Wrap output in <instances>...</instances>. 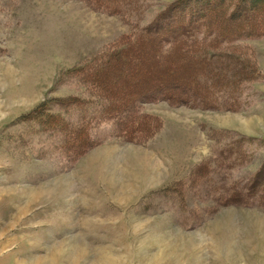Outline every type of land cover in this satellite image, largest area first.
Listing matches in <instances>:
<instances>
[{
	"label": "rangeland",
	"instance_id": "obj_1",
	"mask_svg": "<svg viewBox=\"0 0 264 264\" xmlns=\"http://www.w3.org/2000/svg\"><path fill=\"white\" fill-rule=\"evenodd\" d=\"M193 4L0 0V264H264V35L225 41L264 7L209 4L192 43L132 34ZM223 51L243 69L209 84Z\"/></svg>",
	"mask_w": 264,
	"mask_h": 264
},
{
	"label": "trees",
	"instance_id": "obj_2",
	"mask_svg": "<svg viewBox=\"0 0 264 264\" xmlns=\"http://www.w3.org/2000/svg\"><path fill=\"white\" fill-rule=\"evenodd\" d=\"M192 1L194 4L192 7H191V5L189 7L190 11L192 10V13H190V15L188 13H185L184 15H179V10H182V9H180V7H181L180 6L178 8L173 9L168 14H166L163 17V19L160 20L161 23L156 22L154 24V26L149 29V31H147L145 28H143L140 31L136 30V32H134L132 34L135 37L142 36L145 39H148V38L149 39L150 38L151 39H157V38L162 36L161 35L162 34V32H161L162 23L165 22V20L169 19L168 22H170V24L176 25L175 27L170 29V37H171L170 42L173 41L176 43H178V42L192 43L199 36V33L202 31V29H204V30L209 29L208 21L202 20V18H204L203 17V11L206 9V7L209 4H211V5L216 4L218 6H223V7H226L227 5L230 6V4H231L233 10L231 12L227 13L228 15H226L228 22L232 21V19H237V18L239 20L243 19L246 21V20H248V17H250V16H248V14H250L251 12L252 13L253 12H255V13L261 12L263 7H264V0H237L235 3L234 2L230 3V1H228V0H213V1L212 0H192ZM212 18L214 19V17H212ZM230 18H231V20H230ZM179 23H182V24L179 25ZM248 27L249 28H246L245 30L235 31L233 34H226V36H225L226 40L225 41L237 39L241 35V33H245L246 37L247 36L248 37H258V36L264 35V26H256L254 24H249ZM212 30L214 31L215 29H212ZM163 40L165 41L166 39L159 38V42H161ZM190 40H192V42H189ZM112 54L113 53H111V52L107 53V57L105 55L103 57V59H101V60H103V62H102L103 67H102L101 71L98 72V74L101 75L104 72H108L109 70L112 71V75H113V73H115V74L120 73L119 72L120 69L117 68V66H116L118 64V63H116L117 61L114 64L111 61V59H113ZM235 57L236 56L234 54L229 53L228 51H223V52H219V53L212 55V58L210 60H208V64L206 66L207 67L206 72L208 73L206 75V79L208 82H210L209 84L216 83L219 80L221 73L227 71V69L229 67H232V66L233 67L234 66L240 67L241 66L240 70L243 69L242 68L243 60L236 59ZM118 62H119V60H118ZM213 73H215V74L212 75ZM177 81H178L177 85H180L179 86L180 88L183 87L184 91L189 92V96H190V98L192 97L193 101H195V100L198 101V104H201L200 106L204 105L205 100H207V99H205L202 96V94L199 95L197 93V90L195 87L190 86V84L192 82L188 83L187 80H186V82L180 81V80H177ZM193 83H194V86L200 85V81L195 80V82H193ZM173 84H171V85H173ZM174 87H176V86H174ZM181 97H182V99H184L185 96L184 97L181 96ZM182 99H180V100H182ZM193 103H196V102H193ZM208 103H210V101ZM76 105H77V103H73L71 106L74 107ZM196 108H198V107H196ZM201 108H208V106L204 105ZM113 112H114L113 113L114 115L113 114L110 115V113H106V114H104V116L109 117V118L110 117H115V118L117 117L118 118L119 116L130 118L134 115V116H136V117H134L135 119L138 118L136 113L132 112L133 113V115H132L131 110L129 108H127V109L126 108H119L116 112L115 111H113ZM32 114H34V113H32ZM34 115H36V114H34ZM81 119H83V118L81 117ZM132 120L133 119H131V121ZM81 125L85 126L83 124V122ZM69 127L72 128L71 131H69L67 124H65V122H62L61 126L51 125L50 128L51 129L56 128L57 129L56 131H58V133L60 135L66 134L67 136H69V139L67 140L69 142L66 143L67 146H65V145L63 146V144L65 143L63 141H62L63 144H61V145L59 144V146L61 147V150L62 149L67 150L66 147H68L69 150L72 149V151H71L72 154H74L76 152L78 155V152H80L81 143H79V142L75 143L74 142V141H76L75 137L73 135H71L70 132H72V133L78 132V131H80V128H78V127L73 128L71 125ZM76 153L73 155L74 157H76Z\"/></svg>",
	"mask_w": 264,
	"mask_h": 264
},
{
	"label": "bare ground",
	"instance_id": "obj_3",
	"mask_svg": "<svg viewBox=\"0 0 264 264\" xmlns=\"http://www.w3.org/2000/svg\"><path fill=\"white\" fill-rule=\"evenodd\" d=\"M58 254H60L61 253V251L59 250L58 252H57ZM86 254V253H85ZM58 258V257H57Z\"/></svg>",
	"mask_w": 264,
	"mask_h": 264
}]
</instances>
